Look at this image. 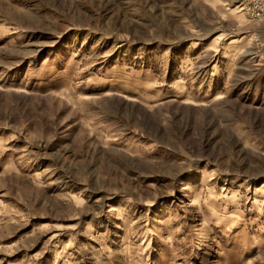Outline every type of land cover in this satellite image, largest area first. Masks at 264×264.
Listing matches in <instances>:
<instances>
[{
  "label": "rangeland",
  "instance_id": "rangeland-1",
  "mask_svg": "<svg viewBox=\"0 0 264 264\" xmlns=\"http://www.w3.org/2000/svg\"><path fill=\"white\" fill-rule=\"evenodd\" d=\"M241 7L0 0V264H264V21Z\"/></svg>",
  "mask_w": 264,
  "mask_h": 264
},
{
  "label": "built area",
  "instance_id": "built-area-1",
  "mask_svg": "<svg viewBox=\"0 0 264 264\" xmlns=\"http://www.w3.org/2000/svg\"><path fill=\"white\" fill-rule=\"evenodd\" d=\"M241 5L251 18L264 21V0H241Z\"/></svg>",
  "mask_w": 264,
  "mask_h": 264
},
{
  "label": "bare ground",
  "instance_id": "bare-ground-1",
  "mask_svg": "<svg viewBox=\"0 0 264 264\" xmlns=\"http://www.w3.org/2000/svg\"><path fill=\"white\" fill-rule=\"evenodd\" d=\"M241 10H245L243 7H241ZM102 225V224H101ZM58 253V252H57Z\"/></svg>",
  "mask_w": 264,
  "mask_h": 264
}]
</instances>
